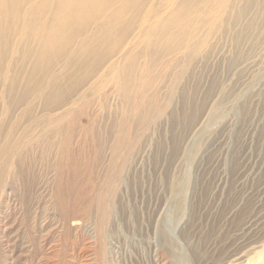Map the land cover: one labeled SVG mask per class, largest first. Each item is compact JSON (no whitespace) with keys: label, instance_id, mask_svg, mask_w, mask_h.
<instances>
[{"label":"bare ground","instance_id":"bare-ground-1","mask_svg":"<svg viewBox=\"0 0 264 264\" xmlns=\"http://www.w3.org/2000/svg\"><path fill=\"white\" fill-rule=\"evenodd\" d=\"M205 5L230 14L228 0H0V231L9 264L68 254L58 231L83 221L92 192L100 217L84 264L104 263V205L117 171L93 182L88 156L98 160L112 138L108 165L118 169L130 120L145 119L158 79L171 74V88L176 68L196 57ZM223 18L205 24L213 31ZM109 99L122 114L104 126ZM111 126L124 134L102 138Z\"/></svg>","mask_w":264,"mask_h":264},{"label":"rangeland","instance_id":"rangeland-1","mask_svg":"<svg viewBox=\"0 0 264 264\" xmlns=\"http://www.w3.org/2000/svg\"><path fill=\"white\" fill-rule=\"evenodd\" d=\"M228 1L230 14L199 9L196 57L176 68L171 88V74L158 79L145 119L130 120L118 169L108 165L112 138L98 160L88 156L93 182L117 171L104 205L103 264H264V0ZM221 17L213 31L206 26ZM102 103L110 126L121 107ZM116 128L101 137L124 134ZM89 197L83 221L70 222L68 235L58 231L72 248L56 264H84L100 217ZM3 237L0 264H9Z\"/></svg>","mask_w":264,"mask_h":264}]
</instances>
